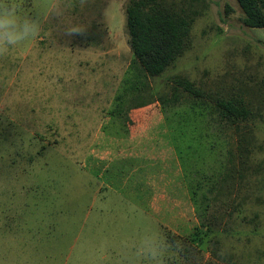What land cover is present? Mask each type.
Wrapping results in <instances>:
<instances>
[{"label": "rangeland", "instance_id": "374dc122", "mask_svg": "<svg viewBox=\"0 0 264 264\" xmlns=\"http://www.w3.org/2000/svg\"><path fill=\"white\" fill-rule=\"evenodd\" d=\"M128 1L18 0L40 35L0 58V264H137L147 230L179 242L166 264H264V29L237 0L182 1L191 48L146 77ZM177 74L256 97L244 164L233 122ZM150 95L160 111L123 127Z\"/></svg>", "mask_w": 264, "mask_h": 264}, {"label": "trees", "instance_id": "16d2710c", "mask_svg": "<svg viewBox=\"0 0 264 264\" xmlns=\"http://www.w3.org/2000/svg\"><path fill=\"white\" fill-rule=\"evenodd\" d=\"M182 1L185 0L128 1L126 14L129 43L134 62L138 64L141 75L162 76L191 48L193 19L188 17ZM237 2L244 12V24L250 28L264 29V0H237ZM170 82L185 95L210 102L233 122L238 135L239 159L241 164H244L245 154L250 152L249 125L261 117L260 106L255 107L254 104L256 97L248 98L250 91L243 88L217 86L214 89L181 74L174 75ZM134 85L135 83H131V88ZM154 102L153 96L150 95L148 105ZM142 105L144 104L140 102L135 107ZM117 111L120 114L121 110ZM190 113L199 117L197 112ZM244 169L245 167L242 168ZM231 178L233 172L230 170L222 181L226 183Z\"/></svg>", "mask_w": 264, "mask_h": 264}, {"label": "clouds", "instance_id": "9594fccd", "mask_svg": "<svg viewBox=\"0 0 264 264\" xmlns=\"http://www.w3.org/2000/svg\"><path fill=\"white\" fill-rule=\"evenodd\" d=\"M39 35V23L23 14L18 0H0V58ZM174 247L179 248V242H170L155 230L140 233L132 242L137 264H166L167 254Z\"/></svg>", "mask_w": 264, "mask_h": 264}, {"label": "crops", "instance_id": "0c3cea01", "mask_svg": "<svg viewBox=\"0 0 264 264\" xmlns=\"http://www.w3.org/2000/svg\"><path fill=\"white\" fill-rule=\"evenodd\" d=\"M155 109L158 110V111H160L159 106H157L156 104L147 105V106H141L139 108L133 109L132 112H131V114H130L131 115L130 120L127 121V122L126 121H121V123L123 124L122 126L123 127L126 126V128H130L131 130L132 129H135V128H138V127L141 128V125L145 122V119H146L145 114L148 113V112H150V111L152 112ZM135 144H136V140H135ZM118 151L120 152L122 150L119 149ZM126 162H127V164L131 165L129 161H125L124 163H126ZM97 167H99V166H97ZM137 171H140V167L134 165L133 166V170H132V176L133 177H135L136 174L138 175ZM124 173H125V171H122V176L123 177H125L124 176ZM144 177L145 178L147 177V180L146 179L144 180V178H141V180L142 181H145V183H146L147 186H150V180L148 179V174H145ZM127 178H129V176H127Z\"/></svg>", "mask_w": 264, "mask_h": 264}]
</instances>
